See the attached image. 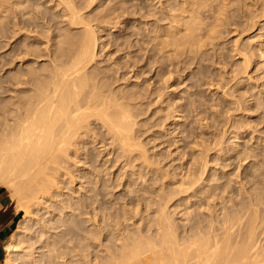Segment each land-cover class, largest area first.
<instances>
[{
    "label": "rangeland",
    "instance_id": "374dc122",
    "mask_svg": "<svg viewBox=\"0 0 264 264\" xmlns=\"http://www.w3.org/2000/svg\"><path fill=\"white\" fill-rule=\"evenodd\" d=\"M187 1H194L193 13L204 22L199 28H188L189 12L180 24L173 20L171 13H178L174 9ZM256 1L72 0L81 7L96 37L89 55L94 57L87 66L90 78L79 97L89 94L88 86L97 83L98 107L107 101L110 110L117 104L129 109L134 119L131 141L140 145L129 152L128 162L118 139H113L100 117L92 115L79 130L87 151L76 156L72 146L69 162L62 163L72 162L74 169L73 164L82 160L79 166L87 167L91 192H100L97 202L108 205L107 211L115 212L139 192L155 202L173 193L168 203L173 217L196 223L207 211L205 194L189 196L191 189L206 187L209 178L220 175L230 181L225 197H241L239 181L249 173L245 169L252 168L250 158H236L235 144L250 147L255 139L235 137L231 123L223 121L233 105L223 90H242L247 100L255 95L261 99V91L264 98V18L257 28H248ZM201 2L205 5L198 8ZM85 28L83 23H71L63 0H0V105L19 110L38 92V82L51 78L56 56L58 61L79 56ZM173 37L183 43L172 44ZM235 46L252 55L247 72H241L243 57L235 54ZM256 113H264V106ZM204 162L200 181L178 192L182 180L194 177ZM139 169L143 178L132 174ZM53 180L49 193L39 197L40 205L58 203L64 196L79 200L84 194L78 181ZM27 201L28 196L17 200L22 206L16 205L19 219L14 230L28 209L23 206ZM145 214L148 221L153 213ZM9 239H14L13 234Z\"/></svg>",
    "mask_w": 264,
    "mask_h": 264
},
{
    "label": "bare ground",
    "instance_id": "6f19581e",
    "mask_svg": "<svg viewBox=\"0 0 264 264\" xmlns=\"http://www.w3.org/2000/svg\"><path fill=\"white\" fill-rule=\"evenodd\" d=\"M63 1L71 23L86 25L79 56H70L66 61H58L56 56L51 78L39 81L38 92L19 110L0 105V185L9 188L16 205L22 204L18 203L20 198L28 196L29 202L23 206L30 210L26 207L13 233L14 239L8 242L3 264H264V113H256L264 106L261 91V99L251 93L254 99L247 100L242 90H223V95L231 97L233 103L223 121L231 123L235 137L250 135L249 139H255L250 147L235 144L236 158H250L252 168L245 169L249 173L239 181L240 198L225 197L224 193L230 191L225 175L209 178L207 186L199 190L191 189L205 172L204 162L201 171L188 181L183 179L178 190L191 189L189 196L205 194L207 211L198 222L189 224L173 217L168 206L173 193L155 202L139 192L130 196L124 206L116 207L115 212L107 211L108 205L97 202L100 192H91L87 167L79 166L82 160L73 164L74 169L72 162L62 163L69 162L72 146H76L74 155L87 151L79 130L92 115L100 117L113 139H118L121 155L128 162L129 152L140 145L131 141L134 119L129 109L117 104L110 110L107 101L98 107L99 94L94 92L97 83L88 86L89 94L79 97L90 78L87 66L94 57L89 55L95 46V30L85 20L81 7L72 0ZM192 2L180 3L174 9L179 12L171 13L174 22L180 24L189 12V29L204 23L193 13ZM201 5L205 3L201 2L198 8ZM256 5L248 28H257L264 18V0H257ZM171 42L183 43L174 37ZM234 51L243 57L241 72H247L252 55L238 46ZM141 166L147 169L146 164ZM132 174L136 178L144 176L142 169ZM54 177L65 184L78 181V189L84 194L79 200L69 195L58 203L40 205L39 197L49 193ZM213 200L216 201L212 203ZM31 205L34 209L29 208ZM148 210L153 214L147 221Z\"/></svg>",
    "mask_w": 264,
    "mask_h": 264
},
{
    "label": "crops",
    "instance_id": "0c3cea01",
    "mask_svg": "<svg viewBox=\"0 0 264 264\" xmlns=\"http://www.w3.org/2000/svg\"><path fill=\"white\" fill-rule=\"evenodd\" d=\"M18 219L19 211L10 196V191L6 187L0 186V264H3L9 237L13 234Z\"/></svg>",
    "mask_w": 264,
    "mask_h": 264
}]
</instances>
